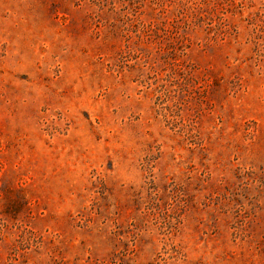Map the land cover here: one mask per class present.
I'll return each instance as SVG.
<instances>
[{"label": "rangeland", "instance_id": "374dc122", "mask_svg": "<svg viewBox=\"0 0 264 264\" xmlns=\"http://www.w3.org/2000/svg\"><path fill=\"white\" fill-rule=\"evenodd\" d=\"M0 264H264V0H0Z\"/></svg>", "mask_w": 264, "mask_h": 264}]
</instances>
